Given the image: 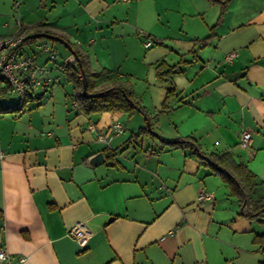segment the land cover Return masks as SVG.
<instances>
[{"label":"crops","instance_id":"obj_1","mask_svg":"<svg viewBox=\"0 0 264 264\" xmlns=\"http://www.w3.org/2000/svg\"><path fill=\"white\" fill-rule=\"evenodd\" d=\"M2 18L0 37L38 24L62 35L90 71H108L96 87L128 81L144 110L79 112L73 92L56 87L74 54L54 41L50 60L37 48L44 40L25 43L54 82L20 111L0 112V245L11 259L264 264V212L241 214L194 148L142 133L149 121L163 139L192 137L204 154L229 153L254 174L253 198L264 194V0H0ZM3 88L1 98L10 93L0 79ZM124 116L122 134L109 145L97 140ZM98 152L103 161L92 164ZM200 192L212 196L198 201ZM74 225L90 232L84 248L68 235Z\"/></svg>","mask_w":264,"mask_h":264},{"label":"trees","instance_id":"obj_2","mask_svg":"<svg viewBox=\"0 0 264 264\" xmlns=\"http://www.w3.org/2000/svg\"><path fill=\"white\" fill-rule=\"evenodd\" d=\"M33 32H48L54 35H59L49 29L43 28L41 24H38L31 30L21 26L16 35L25 37ZM59 36L64 38L62 35ZM41 39L46 38L24 39L23 42H33ZM70 45L74 51L76 63H61L60 67L74 85L73 98L79 112L87 115L103 111H118L128 114L133 113L135 110L144 112L143 107L134 97L132 86L128 81L114 79L111 81L110 85L99 88L96 87L95 81L101 76L107 74L108 71H90L87 68L86 54L76 48L72 43H70ZM83 77L86 79L87 93H95V96L87 97L83 95ZM1 90L0 95L4 96L6 94V89L3 88ZM172 93L173 89L167 91L166 97L162 103V109L166 108V102ZM33 99L34 97H31L28 100ZM25 102L19 101L11 105H0V112L20 111ZM149 128L146 127L142 129V133L154 135L151 126ZM159 140L163 145H168L170 147L190 146L194 148L195 152L200 157L204 158L206 164H208L213 171L221 177L223 182L227 184L229 194L234 196L241 205V214L250 218H255L260 213L264 212V194L259 195L256 198H253L252 196L256 185L254 174L244 164L236 163L229 153L220 154L212 152L204 154L200 151L198 144L192 137H180L176 140H166L159 137ZM255 239L257 240V238Z\"/></svg>","mask_w":264,"mask_h":264},{"label":"built area","instance_id":"obj_3","mask_svg":"<svg viewBox=\"0 0 264 264\" xmlns=\"http://www.w3.org/2000/svg\"><path fill=\"white\" fill-rule=\"evenodd\" d=\"M24 36L11 35L0 37V79L6 83L9 93H16L20 102H25L29 98L36 95L41 89L49 88L54 82L50 72V68L46 64L39 63L35 56L24 50ZM152 41L145 40L144 45L150 46ZM37 48L47 53L50 60L57 58V52L52 48L47 40L37 44ZM235 55L230 53L226 58L231 59ZM71 61H66L71 63ZM90 130L96 131L97 127L94 123L88 125ZM124 132V126L121 121L114 120L107 127L97 133V140L109 145L110 142L118 135ZM251 133L244 130L240 137V145L247 147L250 143ZM212 195L207 192H200L198 201L210 198ZM71 236L80 247H86L90 232L82 225H74L68 230ZM25 256H19L11 259L6 249L0 245V264H22Z\"/></svg>","mask_w":264,"mask_h":264},{"label":"rangeland","instance_id":"obj_4","mask_svg":"<svg viewBox=\"0 0 264 264\" xmlns=\"http://www.w3.org/2000/svg\"><path fill=\"white\" fill-rule=\"evenodd\" d=\"M4 24H6L5 23V19H1L0 20V28H2L1 26L2 25H4ZM9 24L10 25H13V21H11L10 19H9ZM41 40H47L48 42H49V44H53L54 43V41H52V40H49V39H41ZM57 43V42H56ZM59 47H60V44L58 43L57 44ZM23 48H24V50H26L27 52H29V53H31V54H33V52H32V50H33V48H31L30 47V44H24V46H23ZM34 51V50H33ZM65 77H66V80H65V82L63 83V79L61 80L60 79V86H56L57 87V89H58V93L59 94H62V96L63 95H66L68 92L70 93H72L73 92V88H74V85H73V83H72V81H70L68 78H67V76L65 75ZM58 82V83H59ZM63 85V86H62ZM41 91H43L42 89L39 91V92H41ZM56 93V92H55ZM11 98H15V99H17V102L19 101L18 100V95L15 93H10V94H7L6 95V97L5 98H1L0 97V100L1 99H4V100H9V99H11ZM34 100V99H33ZM33 100H28V101H26L25 102V104L23 105V107L24 106H26L27 104H30L31 103V101H33ZM34 102V101H33ZM36 102V101H35ZM32 104H34V103H32ZM36 104V103H35ZM95 114V113H94ZM96 116H94V118H92L94 121L96 120ZM121 120L125 123L123 126L124 127H128V118H127V116H124V117H121ZM123 124V123H122ZM146 125H147V122H146ZM151 130H152V128H151Z\"/></svg>","mask_w":264,"mask_h":264},{"label":"water","instance_id":"obj_5","mask_svg":"<svg viewBox=\"0 0 264 264\" xmlns=\"http://www.w3.org/2000/svg\"><path fill=\"white\" fill-rule=\"evenodd\" d=\"M40 37H44L46 39L59 42L62 45H64L72 54H74V51H73L70 43L67 42L65 39H63L62 37H60L58 35H54V34H51V33H48V32H33V33H30V34L26 35L24 37V39H32V38H40ZM82 93H83V95H85L87 97H91V96H95L96 95L95 93H87L85 77H83ZM146 127H148V128L150 127V122L149 121H147ZM151 136H155V137H157L159 139V136L157 134H155V133H154V135H151ZM102 161H103V153L102 152H98L90 160V162L92 164H99Z\"/></svg>","mask_w":264,"mask_h":264}]
</instances>
